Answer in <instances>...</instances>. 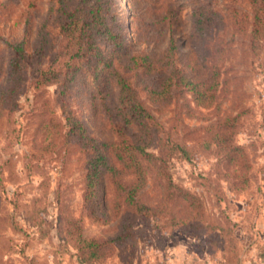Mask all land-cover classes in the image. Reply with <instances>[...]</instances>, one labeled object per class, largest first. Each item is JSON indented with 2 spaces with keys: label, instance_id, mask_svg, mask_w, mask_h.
<instances>
[{
  "label": "rangeland",
  "instance_id": "obj_1",
  "mask_svg": "<svg viewBox=\"0 0 264 264\" xmlns=\"http://www.w3.org/2000/svg\"><path fill=\"white\" fill-rule=\"evenodd\" d=\"M102 2L131 55L167 66L176 46V65L205 82L202 102L180 78L164 86L167 70L146 76L137 91L166 155L139 196L152 211L130 212L104 175L89 196L88 137L132 176L102 104L119 103L111 67L80 59L63 96L58 83L38 88L61 41L58 4L0 0V264H264V27L250 0ZM98 37L103 58L124 65Z\"/></svg>",
  "mask_w": 264,
  "mask_h": 264
},
{
  "label": "trees",
  "instance_id": "obj_2",
  "mask_svg": "<svg viewBox=\"0 0 264 264\" xmlns=\"http://www.w3.org/2000/svg\"><path fill=\"white\" fill-rule=\"evenodd\" d=\"M56 3L58 4L56 12L61 20V41L58 52L53 55L51 65L37 70L36 86L40 88L58 83L61 85L59 94L63 96L66 90L65 83L72 75L77 60L95 59L97 61L95 66L99 63L111 67L110 77L113 78L116 89L119 91V103L113 109L109 108L104 99L102 104L106 113L110 115L113 132L118 139L112 148L123 153L122 157H125L123 166L131 170L133 178L131 176L129 182H124L121 169L115 165L109 153L101 152L96 147V142L88 137L87 144L93 149V155L88 163V192L91 197L95 195L98 181L104 175L122 193L124 203L130 212L148 216L152 208L141 203L139 196L148 185L152 170L163 178L166 155L162 150L163 131L156 130L154 119L137 91L138 86L143 84L146 76L167 70V74L161 73L165 77L164 86L171 80L180 78L185 86L193 90L197 102H202V94L200 95L197 87L205 82L195 83L193 77L184 73L176 65L175 45L169 48L167 66L163 65L164 60H155L151 55L128 53L123 46V40L116 39L112 34L107 18L108 12L104 9L102 0H78L77 3H72V0H56ZM250 4L256 16L253 26L264 27V0H250ZM99 34L112 40L114 52L118 54L120 52L123 55L122 60H126L124 65L116 67L103 58L97 45ZM258 37V31L253 30L250 37L251 45H254V40ZM14 65L19 66L20 61H15ZM207 68L210 70L209 78H211L208 81L214 80L215 85L218 86L221 68L218 64H209ZM99 91L101 94L105 92L104 88H100ZM113 110L118 112L114 114ZM156 143L160 144L158 155L149 151L150 147Z\"/></svg>",
  "mask_w": 264,
  "mask_h": 264
}]
</instances>
